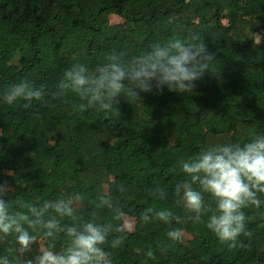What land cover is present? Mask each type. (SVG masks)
<instances>
[{
	"label": "trees",
	"instance_id": "obj_1",
	"mask_svg": "<svg viewBox=\"0 0 264 264\" xmlns=\"http://www.w3.org/2000/svg\"><path fill=\"white\" fill-rule=\"evenodd\" d=\"M260 33L264 0H0V171L15 190L11 203L79 193L81 220L105 222L111 213L96 204L110 193L133 224L122 247L106 248L113 264H264V205L245 210L253 233L241 237L246 247L229 249L208 229L199 231L200 223L188 219L192 214L173 195L186 178L182 159L264 135ZM173 36H197L215 53L191 93L141 92V102L122 96L118 114L81 110L82 101L70 91L53 95L73 64L94 70L113 51L130 59ZM24 80L45 89L47 104L25 109L23 100L5 102L8 89ZM157 187L168 192L166 200L152 195ZM149 207L181 218L171 227L183 229L182 244L168 247L169 225H142L140 214ZM46 243L38 239L23 259ZM16 247L14 237L0 241V256L17 264ZM149 248L153 258L146 255Z\"/></svg>",
	"mask_w": 264,
	"mask_h": 264
},
{
	"label": "clouds",
	"instance_id": "obj_2",
	"mask_svg": "<svg viewBox=\"0 0 264 264\" xmlns=\"http://www.w3.org/2000/svg\"><path fill=\"white\" fill-rule=\"evenodd\" d=\"M125 52H111L105 63L90 70L86 65L73 64L68 68L53 95L62 97L74 93L82 103L81 110L120 113L119 99L127 96L142 101L143 93H162L165 88L179 94L191 93L196 82L209 71L215 53L209 51L197 36L186 39L173 36L165 43H157L143 54L125 59ZM43 87L35 88L24 80L14 84L5 93L4 100L13 104L25 101L23 107L31 109L33 103L47 104ZM185 175L175 184L173 195L176 203L188 213L194 223L203 222L210 213L206 227L217 240L229 249L246 247L241 237L251 238L248 230L251 219L246 209H260L264 205V135H255L248 142L216 144L197 155L179 162ZM118 191L126 188L118 185ZM14 188L7 180L0 179V241L15 238L17 264H113L107 247L116 249L124 245L132 232L133 224L110 193L102 195L96 207L107 209L111 218L105 222L81 220L78 216L83 197L73 193L65 198L45 200L34 204L17 201L13 205L9 194ZM152 195L166 200L168 192L157 187ZM205 195L210 202L205 201ZM180 217L167 208L144 209L139 220L146 226L153 221L169 225L168 247L184 242V231L171 227ZM111 238V239H110ZM38 239H43L39 253H31ZM59 241H63L57 247ZM146 255L153 258L151 248ZM0 264H13L8 255L0 256Z\"/></svg>",
	"mask_w": 264,
	"mask_h": 264
},
{
	"label": "rangeland",
	"instance_id": "obj_3",
	"mask_svg": "<svg viewBox=\"0 0 264 264\" xmlns=\"http://www.w3.org/2000/svg\"><path fill=\"white\" fill-rule=\"evenodd\" d=\"M232 1L235 2V3L238 2V0H232ZM241 3L245 4V2H243V1ZM259 36H263V38H264V33H260V35H258L257 38ZM52 43H53L54 58L57 61L58 60V55H59V52H60V46H59V43H58L57 38L55 36L52 39ZM0 179L6 180V177L3 175V173L1 171H0ZM208 215H210V213L206 214L203 217V222H201L199 224V226H198V230L199 231L206 232V229H207L206 222H207ZM124 264H131V263L128 260H125Z\"/></svg>",
	"mask_w": 264,
	"mask_h": 264
}]
</instances>
